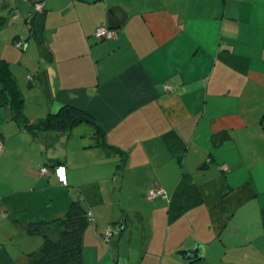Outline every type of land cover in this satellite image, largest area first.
Instances as JSON below:
<instances>
[{"label": "crops", "instance_id": "crops-1", "mask_svg": "<svg viewBox=\"0 0 264 264\" xmlns=\"http://www.w3.org/2000/svg\"><path fill=\"white\" fill-rule=\"evenodd\" d=\"M100 23L119 31L98 42ZM0 59L40 85L28 106L12 70L30 122L83 109L121 152L89 123L25 129L0 89V264H26L42 242L27 223L75 199L94 217L83 264H264V0H0ZM57 162L66 184L41 173ZM195 242L203 258L176 254Z\"/></svg>", "mask_w": 264, "mask_h": 264}, {"label": "trees", "instance_id": "trees-1", "mask_svg": "<svg viewBox=\"0 0 264 264\" xmlns=\"http://www.w3.org/2000/svg\"><path fill=\"white\" fill-rule=\"evenodd\" d=\"M35 12L34 15L27 18L29 26L27 39L40 40L43 16L39 14L40 12ZM115 29L119 31L117 28ZM93 37L98 42L105 41L94 35ZM13 41L14 44L21 42L19 47H24V43L19 38ZM29 84L32 83L29 82ZM0 89L7 95L12 119L25 129L32 132L36 130L62 132L81 123H89L94 125V138L97 145L106 149H115L119 154L121 153L118 148H113L104 141L103 129L83 109L63 105L56 112L48 113L45 117L30 122L24 113L23 92L9 64L3 59H0ZM62 163L57 162L52 167ZM221 168L226 170V164H222ZM88 223L87 212L78 199L70 203L66 213L61 217L27 223L25 226L27 233L40 235L42 242L37 251L28 254L26 264H83L82 237Z\"/></svg>", "mask_w": 264, "mask_h": 264}, {"label": "rangeland", "instance_id": "rangeland-1", "mask_svg": "<svg viewBox=\"0 0 264 264\" xmlns=\"http://www.w3.org/2000/svg\"><path fill=\"white\" fill-rule=\"evenodd\" d=\"M34 3H40V2H34ZM32 6H33V8H34V5H33V3H32ZM41 10V11H40ZM42 10H43V6L38 10V12H42ZM17 47V46H16ZM35 56V55H34ZM33 56V58H35ZM27 58H28V56H26V60H27ZM35 60V59H34ZM36 61V60H35ZM33 65V64H32ZM21 66H19L18 64L15 66V65H12V70H13V72H15V70H16V77H17V79H18V82H19V84H20V86H21V88H22V90H23V92L25 93V94H27L28 96H27V100H28V103H27V105L28 106H32V104L33 103H35L36 101H37V99H34L33 97H31L32 95H34V91L36 90V89H38L39 87H40V85L37 83V80L35 79H30V76H29V79H27L26 78V74L28 73V71L27 70H24L23 69V67H21ZM30 67H33V66H30ZM28 69V68H27ZM33 73L31 72V76H33L32 75ZM35 77H37V75H35ZM29 82H31L32 84L30 85L29 84ZM31 86H33V89H35L34 91H33V89L31 90L30 89V87ZM38 87V88H37ZM28 90H31V93H28L27 91ZM39 99V98H38ZM38 101H41V100H38ZM53 168V167H52ZM49 173H52V171L50 170L49 171ZM46 174H48V172L46 173ZM152 186H150V189H156L157 187H156V185L155 184H151ZM162 195H164V196H162V197H166V194L165 193H163ZM159 196H161V195H159ZM151 206V205H150ZM153 206V205H152ZM148 205H147V207H143V206H141V209L144 211V213L146 214V210L148 209ZM138 210H139V208H138ZM131 218L133 219V221L135 222V225H133L132 226V232L133 233H136V232H139L140 231V229H142L141 228V223L140 222H138L137 220H136V218H135V214L134 213H132L131 214ZM116 225H117V223H115V224H113L112 225V227H109V230H106V232L103 234V235H101V238L104 240V241H107V240H109L110 239V236H111V234H112V229H114V228H116ZM147 229L149 230V233H151L150 232V229H151V226H150V224L148 223L147 224ZM137 244H138V242H137ZM82 252H83V250H82Z\"/></svg>", "mask_w": 264, "mask_h": 264}, {"label": "built area", "instance_id": "built-area-1", "mask_svg": "<svg viewBox=\"0 0 264 264\" xmlns=\"http://www.w3.org/2000/svg\"><path fill=\"white\" fill-rule=\"evenodd\" d=\"M43 6V3H34V9L36 11H38L41 7ZM41 11V10H40ZM117 34V30L115 28L110 27L109 25H107L106 23H100L98 24L94 30H93V35L98 38V39H102V40H107V39H111L113 38L115 35ZM17 47H19L21 45V42H17L15 43ZM2 150V146L0 145V151ZM50 170L46 167H42L41 168V173L42 174H46L47 172H49ZM52 173H54V175L56 176L57 180L61 183V184H66L67 182V169L66 166L64 164H57L56 166H54L51 169ZM163 191L159 188L156 189H149L147 194H146V198L148 200L153 199L155 196L162 195ZM89 221H93L94 217L91 216V214H87Z\"/></svg>", "mask_w": 264, "mask_h": 264}, {"label": "water", "instance_id": "water-1", "mask_svg": "<svg viewBox=\"0 0 264 264\" xmlns=\"http://www.w3.org/2000/svg\"><path fill=\"white\" fill-rule=\"evenodd\" d=\"M204 245V243L195 242V245L192 248L180 249L176 254L184 261H194L204 257Z\"/></svg>", "mask_w": 264, "mask_h": 264}, {"label": "clouds", "instance_id": "clouds-1", "mask_svg": "<svg viewBox=\"0 0 264 264\" xmlns=\"http://www.w3.org/2000/svg\"><path fill=\"white\" fill-rule=\"evenodd\" d=\"M33 5H34V3H33ZM35 11H36V10H35ZM37 12H38V11H37ZM115 36H116V35H115ZM115 36H114V37H115ZM114 37H113V38H114ZM66 183H67V182H66ZM89 222H92V221H89Z\"/></svg>", "mask_w": 264, "mask_h": 264}]
</instances>
